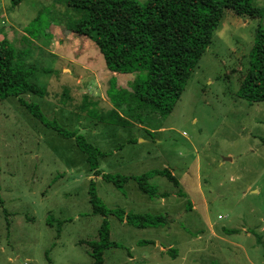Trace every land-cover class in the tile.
Instances as JSON below:
<instances>
[{
    "label": "rangeland",
    "instance_id": "obj_1",
    "mask_svg": "<svg viewBox=\"0 0 264 264\" xmlns=\"http://www.w3.org/2000/svg\"><path fill=\"white\" fill-rule=\"evenodd\" d=\"M62 1L0 0V43L39 67L45 92L23 98L95 146L100 173L167 168L178 187L154 176L149 183L167 197L140 192L133 179L116 189L93 175L73 139L8 97L0 101V264H92L88 243L103 218L92 214L90 187L108 210L166 219L136 228L107 216L116 247L104 251L103 264H264V102L237 95L255 32L264 29V0H253L257 18L225 10L166 117L137 105L143 75L108 72L94 43L71 33L80 14ZM27 34L34 45L21 40ZM83 105L113 109L132 125L99 123Z\"/></svg>",
    "mask_w": 264,
    "mask_h": 264
},
{
    "label": "trees",
    "instance_id": "obj_2",
    "mask_svg": "<svg viewBox=\"0 0 264 264\" xmlns=\"http://www.w3.org/2000/svg\"><path fill=\"white\" fill-rule=\"evenodd\" d=\"M17 4L20 0H11ZM64 4L80 14L70 27L71 33L81 39H89L101 53L105 69L121 75H143L135 85L139 105H144L161 116H168L182 95L186 83L209 46L214 30L222 20L225 10L235 15L257 18L260 9L253 0H148L140 4L136 0H63ZM21 40L35 44L25 35ZM38 47V46H36ZM38 49V48H37ZM248 71L239 87L238 97L249 102H264V29L255 32L250 51ZM26 64L24 55L10 43H0V101L14 97L19 104L46 128L64 139H73L77 149L85 155V161L94 176L123 189L133 179L140 192L150 197H167L158 194L149 183L154 176L165 178L178 187L177 178L167 168L152 170L140 176L103 174L98 170L100 151L76 131H68L55 121L44 117L37 104L27 102L24 95L43 97L45 92L38 84V69ZM40 71V69H39ZM47 73L48 70H44ZM97 104V103H96ZM95 104V105H96ZM81 110L99 123L131 126V122L115 110L100 113L96 109ZM151 134V133H149ZM92 214L101 216L97 240L89 242L88 256L92 264L104 263V251L116 247L110 240L107 216L136 228L159 227L166 224L162 215L124 214L106 209L96 196L93 187L88 190ZM60 229H57V236Z\"/></svg>",
    "mask_w": 264,
    "mask_h": 264
},
{
    "label": "crops",
    "instance_id": "obj_3",
    "mask_svg": "<svg viewBox=\"0 0 264 264\" xmlns=\"http://www.w3.org/2000/svg\"><path fill=\"white\" fill-rule=\"evenodd\" d=\"M11 1V0H10ZM12 2V1H11ZM12 4H13V2H12ZM14 5V4H13ZM15 5H17V4H15ZM23 31V30H22ZM28 35V37H29V39L31 38V37H33V39H30V40H32L33 42H35V37L33 36V35H31V34H27ZM36 43V42H35ZM113 74H116V73H113Z\"/></svg>",
    "mask_w": 264,
    "mask_h": 264
}]
</instances>
